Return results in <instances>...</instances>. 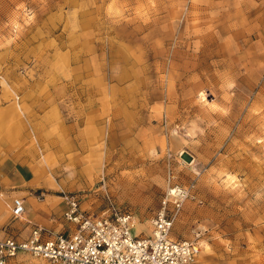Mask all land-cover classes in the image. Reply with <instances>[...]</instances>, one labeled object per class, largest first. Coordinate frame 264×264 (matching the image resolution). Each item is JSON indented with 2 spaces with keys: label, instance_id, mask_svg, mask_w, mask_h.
Wrapping results in <instances>:
<instances>
[{
  "label": "rangeland",
  "instance_id": "obj_1",
  "mask_svg": "<svg viewBox=\"0 0 264 264\" xmlns=\"http://www.w3.org/2000/svg\"><path fill=\"white\" fill-rule=\"evenodd\" d=\"M4 111L37 202L75 192L147 236L171 174L191 187L172 239L199 264H264V0H0ZM14 190L0 238L28 234Z\"/></svg>",
  "mask_w": 264,
  "mask_h": 264
},
{
  "label": "built area",
  "instance_id": "obj_2",
  "mask_svg": "<svg viewBox=\"0 0 264 264\" xmlns=\"http://www.w3.org/2000/svg\"><path fill=\"white\" fill-rule=\"evenodd\" d=\"M173 178L168 174L164 196L150 220L147 236L134 233L132 214L122 213L111 204L100 214H90L82 209L80 194L62 192L61 217L67 230L55 233L31 225L23 239L0 238V264L20 254L41 264H199L197 242L171 237L174 223L191 197V187L175 184ZM26 214L23 200L14 199L11 218L20 220Z\"/></svg>",
  "mask_w": 264,
  "mask_h": 264
},
{
  "label": "crops",
  "instance_id": "obj_3",
  "mask_svg": "<svg viewBox=\"0 0 264 264\" xmlns=\"http://www.w3.org/2000/svg\"><path fill=\"white\" fill-rule=\"evenodd\" d=\"M7 114L8 112L4 111L0 121V126L2 127V131H0V188H15L13 192L8 193H11L17 199L23 200L28 215L26 214L20 221L28 224L27 231L31 225H38L55 233L67 230L68 225L63 220V222L59 223L54 218H51L55 215L58 219H62L60 197L51 196L49 197L50 199L37 202L31 196L37 190L36 187L41 185V178H35L33 167L19 163L13 157L17 156L18 152L13 151L10 132L7 129L10 128ZM55 199H58V203ZM45 202H48L46 205H49L46 206ZM0 209H2L1 206ZM63 225L66 226V229H63Z\"/></svg>",
  "mask_w": 264,
  "mask_h": 264
}]
</instances>
